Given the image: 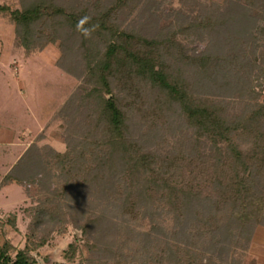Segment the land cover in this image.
Instances as JSON below:
<instances>
[{"label":"trees","instance_id":"obj_1","mask_svg":"<svg viewBox=\"0 0 264 264\" xmlns=\"http://www.w3.org/2000/svg\"><path fill=\"white\" fill-rule=\"evenodd\" d=\"M228 1L227 13H234L231 18H237V24H231L224 36L225 51L191 56L176 41L178 61L183 65L173 72L160 44L162 40L169 48L172 40L120 28L116 14L127 0L108 5L102 0H32L11 11L18 38L27 48L41 24L51 27L49 39H62L67 55L79 50L73 40L82 37L79 48L86 49L85 81L94 84L83 98L95 113L102 134L98 139L91 135V141H81L80 148L58 155L69 176H83V187L99 191L104 196L100 198L107 201L104 207H119L126 216L116 223L98 211L99 204L93 199L52 205L47 195L37 207L33 231L40 225L49 229L46 226L64 221L70 212L83 238L92 237L93 228L102 235L104 225L114 224L135 235L137 231L128 222L149 218L153 228L164 235L156 258L161 264H243L237 245L243 246V240L249 241L254 229L264 223V102L249 82L254 68L264 74V24H259L264 0H247L245 5L240 0ZM4 9L7 7L0 6ZM84 29L91 30L90 37L85 38ZM241 54L243 61H239ZM191 69L198 83L190 89L185 75ZM220 72L225 73V80L218 77ZM208 82L214 91L205 97L202 89ZM217 89L223 92L216 93ZM247 93L252 94L250 106L235 112L232 100ZM132 105L143 116L162 121L161 111L167 109L169 119L176 116L183 121L176 124L183 135L174 136L162 154L153 146L144 148L128 121ZM157 126V122L150 123L151 128ZM241 136L246 137V144L239 141ZM6 180L21 181L12 173ZM66 186L52 194L61 197ZM166 212L173 217L172 226L164 223ZM10 220L14 224L15 216ZM15 248L8 239L0 245V264L36 263L27 246L13 257L10 250ZM136 263L150 264L136 260L132 264Z\"/></svg>","mask_w":264,"mask_h":264},{"label":"rangeland","instance_id":"obj_2","mask_svg":"<svg viewBox=\"0 0 264 264\" xmlns=\"http://www.w3.org/2000/svg\"><path fill=\"white\" fill-rule=\"evenodd\" d=\"M30 1L0 0V6L7 7L0 10V245L10 240L16 247L10 250L13 257L18 250L27 246L30 254L36 258L35 264H132L135 260L161 264L156 258L161 254L164 235L161 230L153 228L149 218L127 221V225L135 229L134 232L137 231L135 235L123 232L119 226L112 224L109 228H104V225L102 235L93 228L92 237L83 238L82 231L73 222L74 214L70 212L64 221L46 226L50 230L40 225L33 231L37 207L47 195L52 205L85 201L86 197L93 199L99 204L98 211H102L109 220H116V223H122L126 216L121 215L119 207H104L107 201L100 198L104 196L89 187L84 188L83 176H69L64 162L60 161L58 153H67L69 149L80 146L81 141H91V135L95 136L92 139H98L102 134V129L97 127L95 113L83 98L84 92L91 90L94 84L85 81L88 75L85 70L86 49L82 51L79 48L82 37L73 40L79 50L67 55L63 51L62 39H49L51 27L41 24L36 26L37 37L28 48L21 43L11 11L22 9ZM102 1L108 5L116 0ZM240 1L245 5L247 0ZM229 3L228 0H127L124 8L116 14V21L121 29L164 41L172 40L169 48L162 40L160 44L167 53L168 68L173 72L183 65L179 63L181 58L176 41L191 56H213L219 49L225 51L227 42L224 36L228 35L231 24H237V18L232 19L231 16L234 13H227ZM205 15L211 16V21L208 22L209 17ZM221 20L225 23H221ZM259 24H264V16ZM243 58L242 54L239 55V61H243ZM187 72L189 76L185 75V78L191 89L198 81L192 69ZM221 73L218 77L225 80V73L222 76ZM263 78L264 74L257 67L249 78L251 86L256 89L254 91L260 94L261 102H264ZM209 83L202 89L205 97L213 94L210 91L214 87ZM145 88L142 84V93ZM221 92L217 89L216 93ZM251 95L247 93L244 98L232 100L233 110L242 112L247 105L250 106ZM146 96L147 92L143 94L144 102ZM226 100L229 101L228 98ZM130 108L133 110H130L128 121L134 129L133 136L144 148L153 146L156 153L162 154L174 136L183 135L176 125L181 124V118L172 116L169 119L167 109L161 111L162 121L154 116H143L137 106ZM151 122H157L158 126L151 128ZM239 141L247 143L245 136H241ZM9 173L20 177L21 181H7ZM63 185H67V189L61 197L57 196V192L52 194ZM11 215L15 216L14 224L10 220ZM164 217V223L172 226V215L166 212ZM97 235L98 238L94 239ZM70 244L73 246L70 247ZM237 249L241 263L264 264V223L254 229L249 241L243 240V246L237 245Z\"/></svg>","mask_w":264,"mask_h":264},{"label":"clouds","instance_id":"obj_3","mask_svg":"<svg viewBox=\"0 0 264 264\" xmlns=\"http://www.w3.org/2000/svg\"><path fill=\"white\" fill-rule=\"evenodd\" d=\"M84 19L87 20L88 18L85 17ZM80 29H81V24L78 22V24H77V30L79 31ZM93 30H94V29H93ZM82 34L85 36V38H88V37H90V35H91V30H89V29H84L83 32H82Z\"/></svg>","mask_w":264,"mask_h":264}]
</instances>
